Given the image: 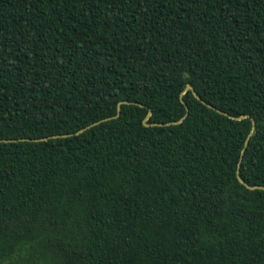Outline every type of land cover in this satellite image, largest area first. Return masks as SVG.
I'll return each instance as SVG.
<instances>
[{"label": "trees", "instance_id": "obj_1", "mask_svg": "<svg viewBox=\"0 0 264 264\" xmlns=\"http://www.w3.org/2000/svg\"><path fill=\"white\" fill-rule=\"evenodd\" d=\"M248 136L264 0H0V264H264Z\"/></svg>", "mask_w": 264, "mask_h": 264}, {"label": "water", "instance_id": "obj_2", "mask_svg": "<svg viewBox=\"0 0 264 264\" xmlns=\"http://www.w3.org/2000/svg\"><path fill=\"white\" fill-rule=\"evenodd\" d=\"M186 91H191V93L193 94V96H194L199 102H201L202 104H204V105L207 106L208 108H211V109L217 111V112L220 113V114L227 115V114H225V113H223V112H221V111L215 109L213 106L207 104L206 102H204V101H203V100L197 95V93L194 91V89H193L190 85H187V86L185 87L184 92H186ZM182 95H183V93L180 94V102H181L182 104H184L183 101H182ZM122 104L128 105V104H130V102H127V101H121V102H119L118 105H117V113H116V116H114V117H109V118L103 119V120H101V121L95 122V123H93V124L87 126L86 128L80 129V130H79L78 132H76L75 134H80V133H82L83 131H85L86 129H88V128L94 126V125H97V124H99L100 122H104V121H107V120H110V119H113V118H117V117L119 116V114H120V106H121ZM187 114H188V108L186 107V113H185V115H184L182 118H180L179 120H177V121L170 122V123H165V124H160V123H147L149 117L151 116V111L149 110V111H148V114H147L146 117L143 119L142 124H143V126H145V127H150V126H154V127H156V126H169V125H176V124L181 123V122L185 119V117L187 116ZM238 119H240V118H238ZM72 135H73V134H64V135L51 136V137H49V138H51V139H52V138H63V137H69V136H72ZM47 139H48V138H40V139H0V142H3V143H12V142H18V141H19V142H22V141L37 142V141H45V140H47ZM248 141H249V136L247 137V139H246V141H245V143H244V146H243V148H242V150H241L240 159H239V162H238V168H237V171H236L237 179H238V181H239L241 184H243L247 189H250V190H255V189L264 190V187H263V186H257V187L249 186V185L246 184V183L241 179V177L239 176V166H240V164H241V162H242V157H243V154H244V152H245V150H246V148H247Z\"/></svg>", "mask_w": 264, "mask_h": 264}]
</instances>
